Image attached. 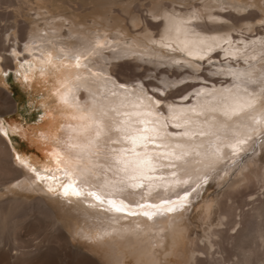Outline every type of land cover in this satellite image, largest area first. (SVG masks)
Segmentation results:
<instances>
[{
  "label": "bare ground",
  "instance_id": "6f19581e",
  "mask_svg": "<svg viewBox=\"0 0 264 264\" xmlns=\"http://www.w3.org/2000/svg\"><path fill=\"white\" fill-rule=\"evenodd\" d=\"M41 1L43 3L42 5H39L36 8L34 13L35 15L34 19L27 20L29 22L27 26L28 40L24 44V49L25 50L32 49L30 51L39 50L42 52V54L46 51H52V52L55 51L54 52L56 53L55 58L65 59L67 65V67H65L66 71H64L62 75H59L58 77L61 78L60 82L62 85L68 82L70 83V85L65 87L66 90H64V92L63 90L60 91L57 98L59 101L63 102V98L69 93V90L71 89V95L74 96V100L71 102V105H74V101L77 99L78 96V90L84 88L85 91L83 92L84 95L86 96L85 100L89 102L88 108L83 107L77 110L71 109L68 112L63 110L64 114L67 113L72 117H79L81 115V109L87 110L95 106H98L100 104H103L105 107L116 108L120 112L133 111L132 105L140 103L143 106L140 110L147 111L149 108H151V110L154 112L163 113V116L161 117V119L163 120L165 117L168 116L167 106L171 105L173 109H175L176 111L182 110L183 112L187 113L195 122V125L199 127H203L205 131L208 130L209 126L213 123L214 120L215 128L213 130L214 131L219 130L218 135L220 140H224V137L226 135V133L223 130H220L222 125H228L232 130H237V129H241L245 123H248L249 128L247 130L250 132L251 138L257 132H259V130L255 132L252 131V126L250 125V121H248L247 117H241L240 119H236V118L228 119L224 117L222 113H220L219 111L215 113L207 112L205 115L196 114L201 112L203 109L216 107L217 101L222 96H228L229 91H231L232 93H236L237 91L242 92L244 87H248L250 93L260 92L262 85H260L259 81L262 78V76H264V58H263L264 34L262 35V32H260L259 34L261 35H259L257 38L255 37L258 40H254V36H253L252 39L249 40L242 39L243 41L241 40L238 42V40L235 39L232 34V32H234L235 30H232V28H226L225 26L227 25V27H229L236 25L241 21L250 20L252 18L251 16L253 15V13L250 12L249 15H245V16H236L232 12H223L220 9L221 7L223 8L227 7L226 4L224 3L227 4L229 3L226 1H224V3H220L219 4L220 6H217L215 8L213 7V2H210V0H202L201 2L198 3L195 2V0H175V2L177 1L184 3L187 1L188 3H190L191 8L188 9L190 7L188 6L187 9L185 10L184 8L175 5V2H166V1L163 2L162 0H157V1L153 0L152 3L148 4V6H151V4L154 5L150 9L152 12V16L157 19H161L158 22H154L144 17V14L142 13L139 14L141 12L140 9L141 7L139 8L140 6L139 4H136L135 7H133V2L135 0L110 1L113 3H117V2L120 3V5L122 6V10L124 12H127L133 18L134 22L132 26L135 27L140 26V21L146 18V26L137 29L140 36L134 38L136 43H134V40L129 41L128 38H127L128 40H124L126 38L124 39L122 38L121 41L124 42L127 46L119 48L120 43H118L116 46V44H112V42H106V44H104V42H98L99 45L95 46V44H92L91 41H88L84 38V35H82L84 31H77L78 25L82 23L81 21L78 22L76 20L80 16L74 15L75 13H77V9L73 8L72 4L76 3L77 1L67 0L63 2L62 0H58V4H60L61 6H65V9L59 8L60 10L58 9V7L54 5H52V7L48 6V4H46L48 0H41ZM89 1H91L92 3L91 2L90 3L93 4L96 8L102 10L103 8H106L108 4L106 0H105L106 2L104 0H88V3ZM215 1L218 2V0ZM79 3L82 6L87 4L86 0H84V2H79ZM214 8L216 10L213 11ZM208 10L210 11L208 13V16L212 19L210 22L206 20L207 14H205V11ZM115 11L116 9L113 10V12ZM118 12L120 11L118 10ZM72 14L75 17H72ZM104 14H109V13L106 12ZM120 15L116 14L113 17L117 21L121 19L123 20L124 17ZM228 20L231 21V23H229ZM66 25L69 26L70 29L68 28V30L62 31V28ZM120 26L121 24L119 25V27ZM115 27L117 26L115 25ZM120 28H124V27L122 26ZM156 28H158L159 30V31L156 30L157 33L154 32ZM117 35H118L117 33H112L110 36L112 38L114 36L116 37ZM146 39L148 40V42L146 41ZM40 42L43 43L48 42V43L41 44L38 46H33L34 43H40ZM74 42H76L75 44H77L78 42L81 43L83 42L84 47L83 48L79 47L78 45H75ZM249 43H251L252 46H248ZM158 44L163 46L164 49H167L169 51L168 54L173 53L175 54V56L163 55L162 51L158 50L160 48L156 47V45ZM13 47L15 46L13 45ZM40 48H42L43 50H40ZM16 49H19L21 51L23 50L21 46L16 47ZM93 49H94V54H100L97 57L102 56V54H108L109 52H107V49L112 50L110 54L106 56L103 55L105 57L108 66L111 65V68L103 67V65L95 61L94 58L85 57L86 55H89V52H91V50ZM117 49L119 50L116 51ZM61 50L63 51L61 52ZM218 50H220L219 54H216ZM178 52H182V54H179ZM222 52H224L223 54L225 55V58L229 59V62L227 61V63L226 62L222 63L221 58L219 59L221 62L214 61L215 63L214 62L213 63L215 67L212 69L211 72L213 74H221V73L229 74L231 77L229 76L230 78H228L227 76H225L227 77V79L225 81H222L221 83H218L217 78L211 79V78H206V76L202 77L204 76V73L200 74L198 72L202 68L203 69L207 68L204 66L205 61L207 60L210 61L211 58L216 60L218 57H220V54ZM253 52L254 54H252ZM75 55H79L81 57L82 65H86V67L83 66L80 68L73 67L75 65V61L72 59V57ZM7 56H8L7 54H3L0 51V60L1 59L5 60L6 58H8ZM125 56H134L136 60H142V61L147 60L148 62L153 63L155 65V68L145 67V71L147 70L149 71L151 69H158L159 65L166 63H168L169 65L177 64L183 68L191 67V69H193L194 72H190L189 76L182 78L180 77V79L179 76H181L182 73L179 74L177 72H173L170 75L168 74L169 72L168 70L165 69H160L159 71L156 70L157 72L153 74V76H155L161 83L166 85L164 88H162L163 91L166 90L167 86L176 85L185 78H190L193 79L194 81L202 77L203 79L211 80L212 83L208 84V83L200 82L194 84L193 86H190L189 84L181 88H176V90H173L169 94H165V97H163L162 95L163 93L161 92L160 94L159 92L154 93L149 89V85H152L154 87L155 85H157L154 84L155 83L154 81L146 82L143 79L142 73L135 71L136 69L134 68L136 67V65L137 67H140L141 64H134L130 60H126L125 62L122 63L117 62V59L123 58ZM97 70H101L102 74L101 73L98 74V72H96ZM109 70L116 71L118 73V75L116 74V77H114L117 79H113L112 77H110ZM242 74H251L252 78L256 80L257 83L255 85H247L246 83L242 82V79L240 78ZM111 75L113 76L112 73ZM174 76L176 77V79H173ZM76 77H79L80 79L77 80ZM168 81H171L170 84L167 83ZM192 88H194V90L188 92ZM156 100L162 101V104L159 106L155 105L154 102ZM64 106L67 107L66 105ZM192 109H195V112H192L191 111ZM55 117L57 118L55 120H58L60 118L58 116ZM61 117H63V115H61ZM117 119H122V117H117ZM75 122L77 124L71 122L70 123L71 126L68 125L67 132L70 131L71 133H73L70 134L71 145H76V147H71L70 152L64 153V155L62 152L59 151L58 147H55V149L51 153V156L55 161L54 167L59 168L60 165H62L61 163L65 164V166L67 167V171L69 169V173H71L72 175V180L76 179L75 180L77 182L76 186L79 189H81L83 192L87 193L88 191H95L99 194H102L105 198H112V199H116L117 201H119L120 199H125L126 202L128 203H132L135 201L140 203L147 202L150 204H158L162 199L177 200L178 196H183L185 192L188 193L187 198L183 202L182 207H177V210L175 212L165 213L162 216H155L153 217L152 220H149L144 216L133 217V216H128L126 213H116L113 211H107L106 209L108 206L106 204L101 205L99 201L87 195L77 197L76 200L68 201L69 203H67V205L71 207L70 210H73L74 213L76 212L79 213L81 216L80 218L87 219L88 221H90V223H92V224L88 223V226H84V224H82V226H78V224H74L76 225L74 227L72 226L73 229L76 228V230H74V236H80V238L82 239L88 238L91 241L96 240V242L100 241L104 243H105L104 240H106V238H110V242H106V244H110V248H112L114 252H118L119 254V252L122 251L120 250V246H124V249L128 250L129 252L132 253L136 252V256L138 257L136 258L137 261L142 262V258H146V260H144V264H159L158 260H151V258H154V254H152V252H154V250L158 248L159 244L160 246H164V242H166L167 239L166 237H168L167 236L168 233H170L171 237L174 236L175 239L174 242H177V240L182 239L184 237L181 231H183V233L185 232L182 225L184 224L183 223L184 218H186L187 216L186 214L190 206L189 205L190 192L198 184V182L203 180L206 174L212 171V168H218L220 166H223L224 165L223 161L230 162L231 159H233L232 163L230 164L226 163L225 166L221 169L222 172L217 173L216 176V178H219L218 180L220 183L219 185L228 184L230 182V180H228V177L229 176L232 177L231 172L234 169L235 165L238 163L239 157L241 158L245 157L243 151H245L247 147V144L244 145L242 151L233 155L231 149L222 146V158L218 159L213 155L215 151V147L218 143L216 137L213 135L200 136L199 134H197L191 140L188 141L185 140L174 141V142L185 143L187 145H190L192 149H195L201 154L197 156L195 155V153H193V155L188 158V164L185 167L178 168L176 170L175 180H173L170 183L167 189L156 188L150 196L141 199L142 193L140 192V190H135L134 194H133V190H128L125 193H119L115 189H110L105 187L106 184L114 183L120 177L114 175L113 172L108 170V164L105 162L103 156L97 158L95 156L90 155V150L86 149L84 146L89 144V141L94 136V132L81 133L79 127L81 121L77 119V121ZM2 123H0V130L3 132V134L4 133L6 134V129H5L6 127H4ZM167 123H168V127L166 131L168 133L183 131V129H176L173 126L175 123L174 121L169 120L167 121ZM61 126L62 124H55V125L52 124V126H50L47 130H42V134L44 136L47 135V137H49L51 133L53 134V130L55 129L56 130L55 133L56 135H58L57 133L60 132ZM194 130L198 131V129H194ZM227 135L230 136L231 133L229 132L227 133ZM1 136L3 135L1 134ZM1 136H0V140L3 141L6 145L4 147L5 150H3L5 156L8 161L9 159L12 160V156H14V153L11 152V148H9V146L7 145L8 143H6V141L3 139L4 137L2 138ZM50 138L48 139L50 140ZM112 139L115 140L116 137L113 136ZM104 147L105 146L102 144L101 145L102 151L104 150ZM112 147L119 148L120 145H112ZM72 148H74L76 152H74ZM91 151H95V148H92ZM57 160H59V163H57ZM259 162L260 161L258 159L255 158L254 160L250 159L247 163V167L244 168L243 171V173L245 174L244 178L237 183H232L231 186H229L230 190H227L224 193L222 192L218 193L212 198H209L203 205L202 213L206 215V217L211 215L213 203L220 202L222 213H224L221 216L229 217L232 214L233 205H234L233 202L229 203V201L233 200L235 193L234 191H238L240 192L239 194L243 193L245 195L247 194L248 191H250L247 189L250 188L251 185L253 187L254 186L253 184L256 183L257 181H264V166H262L261 164L258 165ZM12 163L13 162H11V164ZM10 167H11V172L15 173L12 179L9 178L10 182H13L14 180H17L23 175H25V173L21 172L20 168H17L16 165H14V163ZM30 174L32 173L30 172ZM163 174L165 176L168 175L167 172ZM176 181H188V182L177 183ZM28 187L29 186H27V188ZM252 187L250 189H252ZM248 194H250V192ZM11 199L9 201L10 205H19L20 198L19 200L17 199L11 200ZM48 203H46L42 199H39L37 201L38 209L40 208V210L42 209L44 213H47V217L48 214L52 217L51 222L53 221V225L56 227L55 231H57L55 234L59 235L58 232L60 231L59 229L61 228V226L59 227V224L61 223L58 221L57 219L58 217L56 218L55 216L57 215V213L56 214L54 213L53 211L54 209L52 210V208L50 207V203L49 204ZM92 205L95 206L93 207ZM216 205L218 206V203ZM228 206L229 208H227ZM137 211H139V209H137ZM236 211H234V213ZM258 213H259L258 216L263 215L262 211H259ZM240 216H242V214ZM233 218H237L236 215ZM231 220L234 222L233 219ZM229 222L230 220L224 222L222 218H220L217 225H221L224 223L228 224ZM4 224L2 223V225L0 226L1 252L2 250H6L7 254L9 253L8 255H10L9 257H11L14 261L22 257L24 258V263H26L25 262L26 259L27 258L29 259V256L32 255L33 251H31L30 249H21L16 245H15L16 248L12 247L11 244H9L10 241L7 243L5 234L7 232L8 226L6 227V225ZM138 225L139 227H137ZM255 225L256 223L254 224V226L251 225V227L252 226L255 227ZM231 226L234 227L232 223ZM91 227L93 228V230ZM224 229L227 230L226 228ZM219 230L220 229L218 228H214L209 233L203 248H200L201 250L198 248L201 252L204 253L206 252L211 254L212 247L217 243V241L214 239V236L217 234ZM248 233L249 235L250 233H253L254 238L260 239L262 242H264V226L262 223H259L254 229H252L251 232ZM224 234L223 235L220 234V236H222L223 240L226 241L228 240V238L227 239L225 238L228 236H226L227 234L224 236ZM235 236L237 235H234V237ZM130 241H132V244H130ZM36 245L38 248L39 242ZM29 246L28 248H30ZM170 248H172V246H170ZM14 249H17L19 251L13 252ZM40 249H42V246L40 247ZM170 252H172V250H170ZM170 252L166 253V256ZM242 254L244 255V260H245L244 263L248 264L249 262L248 250L243 248ZM207 256L208 255H206V257ZM4 257L6 258V256ZM201 257L202 256H199V254L194 253L192 256L193 260L192 262H189V264H203L202 261L204 260V258L202 257L203 258L202 259ZM262 261H264V259ZM119 262H120V258H118V261L114 262V264ZM238 264H243V263L239 262Z\"/></svg>",
  "mask_w": 264,
  "mask_h": 264
},
{
  "label": "rangeland",
  "instance_id": "374dc122",
  "mask_svg": "<svg viewBox=\"0 0 264 264\" xmlns=\"http://www.w3.org/2000/svg\"><path fill=\"white\" fill-rule=\"evenodd\" d=\"M62 1L64 2L67 0ZM75 1L77 2L73 3L72 6L77 9V13L74 15L80 16L78 18L80 20H76L78 22H82L78 25L77 31H84L82 33L84 38L91 41L92 44H95V46L99 45L98 42H104V44H106V42H112V44H116V46L120 43L119 48L126 47L127 45L121 41L122 38H126L124 40L129 39V41H132L134 38L139 37L140 34L137 29L146 26V18L154 22L161 20L152 16L150 9L154 5L151 4V6H148V4L152 3L153 0H135L133 2V7H135L136 4L140 5L139 8L141 7V12L139 14L142 13L144 14V17H146L140 21V26L137 27L132 26L134 22L133 18L127 12L122 10V6L119 2L113 3L110 1L114 0H106L108 2L107 7L105 6L106 8H103L102 10L91 4V1L88 3V0H86L87 4L84 6L79 3L84 2V0ZM162 1L175 2V0ZM201 1L202 0H195L197 3ZM224 1L229 4L224 3ZM210 2H213V7L215 8L220 6V3L226 4L227 7H221L220 10L223 12H232L236 16H245L249 15L250 12L253 13L250 20L241 21L238 24L229 27L225 25L226 28H232V30H235L232 34L238 42L242 39H252L253 36L254 40H258L256 38L261 35L259 33L262 32V35L264 34V0H218V2L210 0ZM42 3L43 2L41 0H0V49H2L0 51L3 54L8 55V58L5 60H0V123L3 122L2 124L6 127V134H3L0 130V136L1 134L3 135L1 137H4L3 139L6 143H8L7 145L11 148V152L14 153L12 160L9 159V161L13 162L17 168H20L21 172L25 173V175L19 179L10 182V179H12L15 175L14 172H11L10 167L13 163L11 164V162L7 160L3 151L5 150L4 147L6 145L0 140V226L2 223H5L4 225H6V227L8 226L7 228L10 230L9 231L7 229L5 234L6 242L8 243L10 241L11 243L9 242V244H11L12 247H15L16 245L21 249H30L33 251L32 255L29 256V259L27 258L25 261L27 264H114V262L118 261V258H120V262L116 264H144V260H146V258H142V262L137 261L136 258L138 257L136 256V252H129L124 249V246H120V250L122 251H120L119 254L118 252H114V250L110 248V244H106V242H110V238H106L104 243L100 241L96 242V240L91 241L88 238L82 239L80 236H74V230H76V228L73 229V227L76 226L74 224H78V226H82V224H84V226H88L90 221L80 218V214L77 212L74 213L73 210H70L71 207L67 205V203H69L68 201L76 200L77 198L70 194L68 196L63 194V186L72 181V175L69 173V169L67 171V167L64 163H61L62 165H60L59 168L54 167L55 161L51 156V153L55 147H58L59 151L62 152L63 155L71 150L72 145L70 134L73 133L70 131L67 132V127L68 125L71 126V122H74L75 124L77 119H73V117L67 113L64 114L63 110L68 112L71 109L77 110L83 107L88 108L89 102L85 100L86 96L83 92L85 91L84 88L78 90V96L74 101V105L70 106L69 104L59 101L57 98L60 91L63 90L64 92V90H66L65 87L70 85L69 82L62 85L60 82L61 78L58 77L66 71L65 67H67V65L65 59L55 58V51H46L42 54L39 50L30 51L32 49H24V44L28 40L27 26L29 22L27 20L34 19L35 10L39 5H42ZM46 4L50 7L54 5L58 7V9H65V6L58 4V0H48ZM175 5L180 6L185 10L188 6H190L188 9L191 8V4L187 1L184 3L176 1ZM215 8L213 11L216 10ZM114 9H116L115 12H113ZM118 10L120 12H118ZM106 12L109 14H104ZM209 12V10L205 11V14H207L206 20L208 22L212 20L208 16ZM116 14L124 17V19L117 21L113 17ZM74 15L72 14V17H75ZM228 22L231 23L229 20ZM118 24H121L120 27L123 26L124 28H120ZM115 25L117 27H115ZM68 28L70 29V27L66 25L62 28V31L68 30ZM156 30L159 31L158 28H156L154 30L155 33H157ZM112 33H117L119 36H114L116 39L114 37L111 38L110 35ZM146 41L148 42L147 39ZM47 43L48 42L34 43L33 46ZM75 43L76 42H74V44ZM80 43L81 42H78L75 45L83 48L84 43L82 42L83 44L81 43V45ZM134 43H136L135 40ZM13 45L15 47H13ZM20 46L23 49L22 51L16 49V47ZM248 46H252L251 43H249ZM156 47L160 48L158 50H161L163 55L175 56L173 53L168 54L169 51L164 49V47L159 44L156 45ZM40 50L43 49L40 48ZM118 50L119 49L116 51ZM111 51L112 50L107 49V52H109L108 54H110ZM219 51L220 50H218L216 54H219ZM178 53L182 54V52ZM223 53L224 52H222L220 57L216 60L211 58L210 61H205L204 66L207 68H202L198 73H204V76L202 77L206 76V78L211 79L217 78L218 83L225 81L227 77L230 78L231 76L229 74H213L211 72L215 67L214 63L216 61H222V63H227V61L229 62V59L225 58ZM108 54H102V56L97 57L100 54H94L93 49L89 52V55H86L85 57L94 58V60L103 65V67L111 68V65L108 66L104 57ZM252 54H254V52ZM220 58L221 61L219 60ZM126 60H130L134 64H141L140 67H137L136 65L134 68L136 69L135 71L142 73L143 79L146 82L154 81V84L157 85H155V87L149 85V89L154 93H163V97H165V94H169L173 90H176V88H181L189 84L190 86H193L194 84L200 82L208 84L212 83L211 80L203 79L202 77L194 81L193 79L185 78L176 85H169L170 87L167 86V91H163L162 88L166 85L153 76V74L157 71L165 69L169 71L168 74L170 75L173 72H177L179 74L182 73L181 76H179L180 79V77L189 76L190 72H194L193 69H191V67L183 68L177 64L169 65L166 63L159 65L158 69L145 71V67L155 68V65L147 60H136L134 56H125L117 59V62L122 63ZM73 67H75V65ZM101 70H97L96 72H98V74H102ZM109 72L110 77L117 79L114 78L116 77V74L118 75L116 71L109 70ZM173 79H176V77L174 76ZM170 82L171 81H168L167 83L170 84ZM194 88L190 89L188 92L194 90ZM61 115H63V117H61ZM55 116L60 118L55 120L57 119ZM54 123L62 124L60 132L57 133L58 135H56V130L54 129L53 134L51 133L49 137H47V135L44 136L42 134V130H47L50 126H52V124L55 125ZM48 138H50V140ZM72 149L76 152L74 148ZM243 154L245 157H239L238 163L231 172L232 177H228V180H230L228 184L219 185V178H216V176L217 173L222 172L221 169L225 166V164L232 163L233 159H231L230 162L223 161V166L212 168V171L206 174L205 178L198 182V184L191 190L189 210L186 214V218H184V224L182 225L185 232L183 233V231H181L184 237L177 240V242H174V236L171 237L170 233H168L164 246H160V244L158 245V248L152 252V254H154V258H151V260H158L159 264H189V262H192L193 260V254L196 253L204 258L202 261L203 264H238L239 262L247 264L244 263V255L242 254L244 248L248 250V264H264V261H262L264 259V242L260 239L254 238L253 233H250V238L248 233L251 232L252 229H254L259 223H262L264 226V181H257L253 184V187L251 185L252 189H250L251 187L249 186L250 188L247 190L250 191L245 194L246 196L243 193L239 194L240 192L234 191V198L229 201V203L233 202L234 204L232 214L229 217L221 216L224 213H222L220 202H214L215 204L213 203V212L211 211V215L206 217V215L202 213L203 205L209 198H212L218 193H224L227 190H230L229 186H231L232 183H237L244 178L245 174L243 171L244 168L247 167V163L250 159H258L260 161L258 165L261 164L264 166V135H261L260 131L248 140L246 150L243 151ZM21 161H24V163H21ZM30 172L32 174H30ZM37 174H39L40 177L50 176L55 179H39ZM27 186L30 188H27ZM49 188L53 189V191H49ZM249 192L250 194H248ZM11 198L17 200L20 198L19 205H10L9 201ZM39 199L44 200L46 203L49 202L52 210L54 209V213H57L55 216L56 218L58 217L57 219L61 223L59 224V227L61 226L59 229L60 231L58 232L59 235L55 234L57 231H55L56 227L53 225V221L51 222L52 217L49 214L47 217V213H44V211L42 209L40 210V208L38 209L37 201ZM217 203L219 207L216 205ZM227 208H229V206ZM234 211H236V214ZM259 211H262V216H258ZM241 214L242 216H240ZM235 215L237 218H233ZM220 218H222L224 222H227L228 220H230V222L228 224L224 223L217 225ZM231 219H233L234 222ZM241 220L243 221V224ZM231 223L234 227L231 226ZM255 223L256 225L253 227ZM251 225L253 226L251 227ZM214 228L220 229L214 236L217 243L212 247L211 254L201 252L200 248H203L209 233ZM219 233L221 235L225 233L224 236L227 234L226 236L228 237H223L225 239L228 238V240H223ZM228 233L233 235L230 236ZM234 235L237 236L234 237ZM12 241H16V244ZM38 242L39 247L37 248L36 244ZM40 242L43 243L41 244ZM130 244H132V241H130ZM28 246L30 248H28ZM41 246L42 249H40ZM170 246H172V248H170ZM170 250H172V252H170ZM5 251L6 250H2L1 252L0 250V264H26L24 263V258L21 257L14 261L11 257H9V253L7 254V251ZM17 251L19 250H13V252ZM168 252L170 253L166 256V253ZM206 255L209 257H206ZM4 256H6L7 259Z\"/></svg>",
  "mask_w": 264,
  "mask_h": 264
},
{
  "label": "snow or ice",
  "instance_id": "6c2138e0",
  "mask_svg": "<svg viewBox=\"0 0 264 264\" xmlns=\"http://www.w3.org/2000/svg\"><path fill=\"white\" fill-rule=\"evenodd\" d=\"M63 50H61L62 52ZM75 61V67H86L82 65L81 57L75 55L72 57ZM51 62V61H49ZM242 82L247 85H255L257 83L251 74H242L240 77ZM79 80V77H76ZM262 85L260 92H249L248 87H244L242 92L232 93L229 91L228 96H222L216 103V107L203 109L197 115H205L207 112L215 113L219 111L228 119L247 117L252 126V131H260L264 135V76L259 81ZM115 95V94H113ZM74 96L69 93L63 98V102L71 106ZM155 105L159 106L162 101L156 100ZM142 104H133V111L120 112L116 108L105 107L103 104L93 108L83 110L79 117L81 121V133H93L94 136L84 147L90 150V155L97 158L103 156L108 164V170L120 178L114 183L106 184V188L115 189L119 193H125L128 190H140L141 199L150 196L156 188L167 189L170 183L175 180L176 170L183 168L188 164V158L195 153L199 156L201 153L192 149L190 145L178 143L174 141L191 140L195 135L200 136L213 135L218 143L215 147L213 155L216 158H222V146L231 149L233 155L243 150V146L251 139V134L247 130L249 124L245 123L241 129L232 130L228 125H222L226 135L224 140H220L218 131H214L215 121L205 131L203 127L195 125L192 118L185 112L176 111L171 105L167 106L168 116L163 120V113L154 112L149 108L147 111L140 110ZM195 112V109L191 110ZM122 117V119H117ZM174 121L176 129L183 131L168 133L167 121ZM207 123V121H206ZM194 129H198L194 130ZM231 135H227V133ZM116 139L113 140L112 137ZM104 150H101V145ZM112 145H120L119 148ZM71 147H76L72 145ZM95 148V151H91ZM24 163V161H21ZM59 163V160H57ZM167 172L165 176L163 173ZM160 173V174H158ZM187 174V173H186ZM70 175V174H69ZM39 179H55L54 177H40ZM177 183H187L188 181H176ZM76 181L63 186V194H69L75 197L84 195L93 197L99 201L101 205H107V211L116 213H126L128 216H144L152 220L155 216H162L165 213H172L177 207H182L188 193L178 196L177 200L162 199L158 204L132 202L128 203L125 199L117 201L112 198H105L102 194L95 191L83 192L76 186ZM49 191L53 189L49 188ZM93 207L95 205H92ZM139 209V211H137ZM139 227V225L137 226Z\"/></svg>",
  "mask_w": 264,
  "mask_h": 264
}]
</instances>
